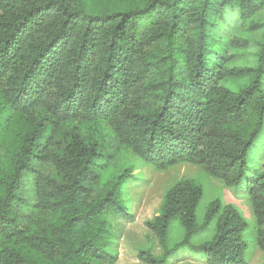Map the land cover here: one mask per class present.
I'll return each mask as SVG.
<instances>
[{"label": "trees", "instance_id": "16d2710c", "mask_svg": "<svg viewBox=\"0 0 264 264\" xmlns=\"http://www.w3.org/2000/svg\"><path fill=\"white\" fill-rule=\"evenodd\" d=\"M263 134L264 0H0V264L116 263L111 218H133V170L110 137L157 170L245 183L264 253V164L249 162ZM30 173L32 202L19 193ZM203 193L193 178L166 190L145 223L160 251L141 261L189 249L249 264L247 221L215 200L198 223Z\"/></svg>", "mask_w": 264, "mask_h": 264}, {"label": "rangeland", "instance_id": "374dc122", "mask_svg": "<svg viewBox=\"0 0 264 264\" xmlns=\"http://www.w3.org/2000/svg\"><path fill=\"white\" fill-rule=\"evenodd\" d=\"M114 146L108 148L114 154L113 161L127 164L132 167L133 174L125 186V199L133 218L125 220L112 216V231L116 237L115 251L117 260L115 264H145L138 257L142 247L154 246V251L159 253L160 248L156 237L146 226L158 212L166 190L181 178H193L203 188V197L197 209V221L202 224L211 202L219 200L222 205L230 204L239 210L247 221L244 240L248 247L245 259L249 264H264V253L256 245V219L253 215L250 196L245 183L237 187H227L221 180L209 175L203 168L182 163L167 170H157L143 162L132 150L118 149L116 140L110 137ZM115 143V144H114ZM264 134L258 144L249 153L251 166L264 164ZM255 163V164H254ZM258 166V165H257ZM20 195L30 202L35 200L34 183L32 174H28L21 185ZM28 211V208L25 210ZM216 218L213 219L207 230L200 231L192 237L193 243L210 240L215 232ZM173 226L178 230L171 236L172 242L178 240L182 232L180 224L175 221ZM169 264H206L202 257L189 249H182Z\"/></svg>", "mask_w": 264, "mask_h": 264}]
</instances>
